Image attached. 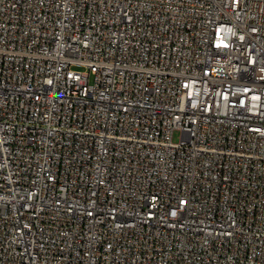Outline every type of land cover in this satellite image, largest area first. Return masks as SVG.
<instances>
[{
	"label": "built area",
	"instance_id": "built-area-1",
	"mask_svg": "<svg viewBox=\"0 0 264 264\" xmlns=\"http://www.w3.org/2000/svg\"><path fill=\"white\" fill-rule=\"evenodd\" d=\"M0 264H264V0H0Z\"/></svg>",
	"mask_w": 264,
	"mask_h": 264
},
{
	"label": "rangeland",
	"instance_id": "rangeland-1",
	"mask_svg": "<svg viewBox=\"0 0 264 264\" xmlns=\"http://www.w3.org/2000/svg\"><path fill=\"white\" fill-rule=\"evenodd\" d=\"M179 138H180V132L174 131L172 135V141L174 143H177L179 141Z\"/></svg>",
	"mask_w": 264,
	"mask_h": 264
}]
</instances>
